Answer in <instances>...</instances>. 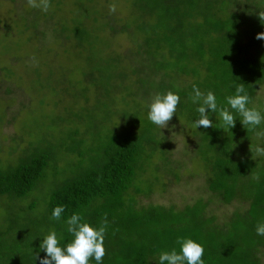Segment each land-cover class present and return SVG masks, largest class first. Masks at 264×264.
<instances>
[{
    "label": "trees",
    "instance_id": "obj_1",
    "mask_svg": "<svg viewBox=\"0 0 264 264\" xmlns=\"http://www.w3.org/2000/svg\"><path fill=\"white\" fill-rule=\"evenodd\" d=\"M50 1L48 11L56 14L61 4ZM116 1L73 2L78 17L72 38L77 48H85L91 71L103 74V80L93 76L80 84L61 79L58 85L42 86L47 95H56L52 106L62 108L67 117L42 123L45 116L50 118L44 109L52 100H39L38 86L23 92L29 103L18 105L19 110L38 115L30 122L23 116L22 123L30 126L14 127L20 138L14 134L11 142L16 139V148L0 163V264H39L34 255L45 257L39 246L52 231L58 246L65 247L73 238L65 221L73 213L97 229L107 218L102 264H160L162 252L179 253L178 238L200 244L204 264H262L264 235H258L256 227L264 224V160L254 159L253 151L239 156L236 149L245 142L252 147L255 131L264 130V123L253 131L244 128L225 97L235 95L242 83L250 97L247 106L264 116V104L257 98L258 88L264 85V41L255 39L264 32L258 16L264 11V0H131L130 25L118 23V15L109 12L110 4L118 5ZM101 18L108 23H100ZM116 23L119 30L112 26ZM108 29L112 37L120 35L130 43L120 52L109 51L112 63L110 56L95 51L108 38ZM104 47L109 54V46ZM136 56L145 61L141 68L136 66ZM82 69L88 67L83 64ZM193 85L205 95L211 91L218 108L228 107L236 118L235 127L222 129L219 112L209 110L213 126L193 128L200 118V104L190 98ZM168 91L180 97L171 124H181L190 132L194 150L214 174L207 179L210 192L230 203L237 196L232 181L247 185L249 177L248 197L241 196L247 204L241 206L247 208L241 218L248 220L241 226L230 229L228 222L219 224L214 216L205 217L206 203L200 197L181 209L139 203L143 196L165 191L167 180L171 181L165 180L166 175L174 182L180 179V169L169 165V139L147 119V105L156 94ZM7 92L12 94L10 88ZM89 92L97 96L98 105L79 104V97L89 100ZM7 106L8 102L2 104L4 111ZM4 116L7 123L6 112ZM257 173L258 181L253 179ZM56 206L65 208L58 221L51 218ZM89 264L97 262L90 259Z\"/></svg>",
    "mask_w": 264,
    "mask_h": 264
},
{
    "label": "rangeland",
    "instance_id": "obj_2",
    "mask_svg": "<svg viewBox=\"0 0 264 264\" xmlns=\"http://www.w3.org/2000/svg\"><path fill=\"white\" fill-rule=\"evenodd\" d=\"M57 1L61 5L57 6V13L51 15L52 11L43 12L40 9L28 7L26 0H0V98L2 99H0V163H5L4 161L10 158L9 153L16 148V139L14 143L11 142L14 134H16L17 140L20 138L19 130L15 132L14 127L19 128L20 125L21 128H24L25 125L30 126L27 123L30 122L28 119H33L34 115H38V113L35 114L33 111L22 114L19 110L20 107L18 105L22 103L28 105L29 103L27 94L23 92L29 90L33 85L38 86L42 90L40 94H37V98L46 102L52 100L48 109H44L45 115H50V118L47 119L45 116V119H40L43 123L50 121L53 117H57V119L67 117L65 111L62 113V108L59 106L54 108L52 106L56 95H47V90L45 91L46 87L42 88L43 85H58L61 79L69 81L77 80L80 84H83L88 83L87 80H90L93 76H96L99 80H103V74L99 76L97 73L91 71L92 67L88 62L85 48H77L76 43H74L76 41L72 38V34H74L72 28L78 17V14L74 12V0ZM116 2L118 5L114 3L116 5L114 14L119 17H117L118 23L122 21L130 25V20L133 19L130 17L134 11V8L131 6L133 5L132 1L117 0ZM50 4L52 5L51 1ZM99 21L100 23H108L104 18L99 19ZM85 23L87 22H83V24ZM132 25L134 26L135 24L132 23ZM112 26H114L115 30L120 29L117 23ZM109 33L108 29L105 34V37L107 38L108 36V38L102 39L100 41L101 44L95 47V51L97 50L99 54L104 55L103 57L110 56V62L112 63L113 54L109 51H112L113 48L120 52L128 48L130 43L123 36L117 35L112 37ZM66 38H70L71 41H68ZM105 44L109 46V54L105 52L107 50L104 47ZM33 58L35 63H33ZM117 62L123 66L122 62ZM144 62V59L136 56V66L138 68H141V64ZM83 64L89 70H81ZM117 71L119 72V69ZM114 72L115 74L117 73L116 71ZM114 72L111 74L114 75ZM85 73H87L86 76ZM188 79L187 77H183L182 81H188ZM9 88L12 90V94L7 92ZM50 88L53 91H57L56 87ZM66 95L69 97L72 95V92H67ZM11 97L13 101L9 100ZM64 97L67 99L65 95ZM257 98L264 104V85L258 88ZM88 99L87 102L82 101L80 97L77 100L82 106L85 104L86 106L92 104L90 107L98 105L97 96L91 92H89ZM256 101L258 100L256 99ZM5 102H8V106L4 111L2 104ZM5 112L6 119L10 122L6 123L4 121ZM23 116L27 118V122H23L25 124L22 123L25 118ZM181 127V124H171V121H169L168 126L161 129L169 139L168 143L172 147L169 165L172 168L180 169L179 181L174 182V178L166 175L165 180L170 178L171 181L167 180L165 191L154 192L149 197L143 196L139 198V203L142 205L150 203L154 205L160 204L161 206H174L181 209L187 204L192 205L196 198L200 197L206 203L205 217L214 216L219 224L228 222L230 229L241 226L244 221L248 220V217L241 218L247 209H241V206H247L243 198L246 199L248 197L245 190L250 189L248 185L249 177L248 180L246 179L247 185L240 184V182L239 184L236 183V179L232 181L236 187L235 195L237 196L230 203H223L213 192H210L207 186L210 182L207 179L210 176L212 179L214 176L213 172L207 166L208 164L205 163L203 157L194 150L193 138L190 132ZM251 143L253 145L250 148L245 142L242 147L240 146L239 149H236L237 154L239 156H247V152L253 151L252 157L254 159L259 158L260 160H264V156H257L255 153L257 146L264 147V140L253 137ZM20 149V146L17 147V150ZM14 154L15 152L12 153V156ZM162 172L165 171L162 170ZM150 175L148 174V176ZM150 178L152 177L148 179ZM237 179H240V177ZM253 213L252 210H248V214L253 215ZM231 216L232 219L229 221ZM1 217L2 213L0 214V220ZM244 226L247 227L246 224ZM261 254V261L264 264V249Z\"/></svg>",
    "mask_w": 264,
    "mask_h": 264
},
{
    "label": "clouds",
    "instance_id": "obj_3",
    "mask_svg": "<svg viewBox=\"0 0 264 264\" xmlns=\"http://www.w3.org/2000/svg\"><path fill=\"white\" fill-rule=\"evenodd\" d=\"M26 4L30 8L40 9L47 12L50 7V0H26ZM116 5H109V12L114 13ZM258 16L262 25H264V11L258 12ZM255 39L264 41V32L257 33ZM33 63L35 60L33 58ZM193 103H199L197 111L200 118L193 122L192 127L209 128L213 126L212 120L209 119L208 111L219 112L221 118V128L229 130L235 127V116L229 111L228 107H219L217 105L216 96L211 92L205 95L195 85H193V95H191ZM226 103L232 110L241 117L242 126L249 131L255 130L259 125L264 123V116L255 107L249 108L250 97L247 95L245 86L239 83L235 88V95L225 97ZM180 97L171 91L166 94H156L151 103L147 105V119L160 129L168 126V122L176 113L177 105ZM119 123V120H118ZM117 123V125H118ZM163 135V134H162ZM258 139L264 140V130L255 131ZM235 146V145H234ZM257 156H264V147L257 146L255 148ZM254 180H259V174L253 175ZM65 211L64 206H56L51 214L54 220H60L61 214ZM82 216L73 213L66 221L67 232L73 237L65 247L58 246V239L55 231L46 235L41 243L40 249L46 253L45 257L40 258L34 255V259L39 260V264H89L90 259H95L97 264H102L103 257L106 254L104 248V238L108 225L105 217L100 227L93 228L86 222H82ZM258 235H264V224H258L256 227ZM177 243L180 245L179 253L173 249L170 252H162L159 254L160 264H204L202 259L204 248L192 239L178 238Z\"/></svg>",
    "mask_w": 264,
    "mask_h": 264
}]
</instances>
